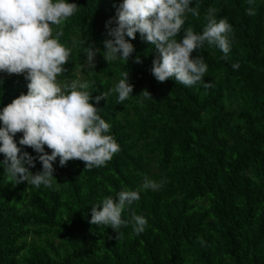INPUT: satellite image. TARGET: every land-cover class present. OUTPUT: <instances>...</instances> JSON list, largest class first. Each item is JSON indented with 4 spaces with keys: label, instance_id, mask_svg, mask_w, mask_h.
<instances>
[{
    "label": "trees",
    "instance_id": "1",
    "mask_svg": "<svg viewBox=\"0 0 264 264\" xmlns=\"http://www.w3.org/2000/svg\"><path fill=\"white\" fill-rule=\"evenodd\" d=\"M69 2L78 11L53 26L54 38L62 27L59 42L71 50L57 80L88 82L95 103L129 72L132 95L121 104L110 93L97 105L120 151L92 169L80 160L61 167L57 157L52 188L16 184L0 164V264H264V0H192L200 15L188 14L185 28L201 33L214 9L217 21L226 19L234 30L228 59L208 45L192 54L208 65L210 88L158 82L151 73L157 53L139 32L128 62L108 63L101 51L90 67L80 41L103 50L105 23L122 0ZM249 7L256 15L246 14ZM182 37L183 30L175 38ZM137 55L142 63L134 62ZM27 84L0 72V112L27 93ZM145 89L153 98L140 95ZM22 135H15L17 143ZM41 169L37 160L31 170ZM146 177L161 188L144 190ZM121 190L140 192L122 218L130 221L134 211L148 224L139 235L131 223L122 226L118 241L116 230L89 221L94 204Z\"/></svg>",
    "mask_w": 264,
    "mask_h": 264
},
{
    "label": "clouds",
    "instance_id": "2",
    "mask_svg": "<svg viewBox=\"0 0 264 264\" xmlns=\"http://www.w3.org/2000/svg\"><path fill=\"white\" fill-rule=\"evenodd\" d=\"M199 9V4L192 6V0H122L116 6V15L105 23L103 50L86 40L80 41L87 45L83 48L87 63L95 68L96 55L101 51L108 63L117 59L128 62L135 51L131 40L139 32L157 53L151 73L158 82L172 78L185 86L201 82L210 88L212 83L204 82L208 65L202 57L192 54L208 45L218 47L225 54L223 59H228L234 30L226 19L217 21L214 9L206 14L207 23L201 33H195L190 26L185 28L188 14L199 17ZM77 11L78 5L69 0H0V72L24 74L28 81L27 93L19 95L0 112L3 122L0 153L5 157L0 164L5 175L16 184L27 181L36 188L42 185L52 188L57 179L54 175L57 157L61 167L71 160H80L85 168L92 169L104 166L120 151V145L107 134L110 124L101 118L97 105L110 93L118 94L121 104L132 95L134 85L129 82V72H123L110 91L95 96V103L87 91L88 82L61 85L57 80L66 71L64 65L71 50L59 42L62 27L54 38L53 26H62ZM246 14L254 16L256 11L249 7ZM182 30L183 37L177 40L175 37ZM134 62L143 61L137 55ZM238 68V63L233 64L234 70ZM140 95L153 98L147 89ZM17 133H23L18 143L14 138ZM21 146L32 148L36 156L22 151ZM37 160L42 169L34 173L31 169ZM161 186L162 183L146 177L141 187L157 191ZM139 200L137 190H121L116 198L105 197L92 206L89 223L116 230L118 241L123 237L121 227L129 223L139 235L145 231L147 219L134 211L130 221L122 218V213Z\"/></svg>",
    "mask_w": 264,
    "mask_h": 264
},
{
    "label": "rangeland",
    "instance_id": "3",
    "mask_svg": "<svg viewBox=\"0 0 264 264\" xmlns=\"http://www.w3.org/2000/svg\"><path fill=\"white\" fill-rule=\"evenodd\" d=\"M5 75H7V76L16 75L18 78L25 77L24 74H8V73H5Z\"/></svg>",
    "mask_w": 264,
    "mask_h": 264
}]
</instances>
